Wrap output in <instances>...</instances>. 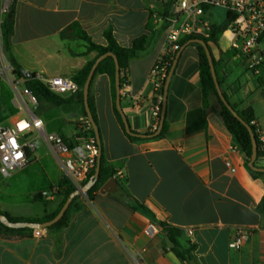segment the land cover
<instances>
[{"label": "crops", "instance_id": "0c3cea01", "mask_svg": "<svg viewBox=\"0 0 264 264\" xmlns=\"http://www.w3.org/2000/svg\"><path fill=\"white\" fill-rule=\"evenodd\" d=\"M165 1L15 0L10 51L2 47L1 58L9 62L12 57L32 74L72 78L97 57L79 33L104 46V32L110 29L119 46L130 47L135 38L158 29L159 21L163 24L160 14ZM217 11L224 17L220 24L214 21ZM207 20L209 25H224L226 13L214 8ZM186 44L169 82L168 127L162 138L130 142L113 114L108 76L98 74L92 82L104 158L115 171H121L124 191L145 212L130 208L119 197L118 185L115 193L99 190L92 199L80 194V209L66 227L38 229L39 236L34 235L35 230L30 236H0V264H135L133 255L137 253L143 264H191L172 250L182 251L188 245L194 247L191 255L196 264H264V213L256 210L264 198V175L253 176L245 168V156L225 128L217 101L213 99L203 109L197 49ZM164 47L163 30L148 54L129 62V84L120 93L121 108L132 131L146 134L153 130L151 71ZM261 48L264 55V37ZM211 52L218 62L221 91L237 110L251 107L264 134V113L256 116L254 110L255 104H264V64L253 75L222 34ZM14 104L18 111L9 121L0 119L2 124L24 115L16 101ZM48 104L42 112L47 113L46 118L36 114L45 132L71 138L75 120L83 116L82 105L54 106L58 111L50 113ZM34 150L26 176L17 178L14 171L6 177L0 173V212L13 218L52 215L62 201L61 196L33 199L40 191L56 187L65 176L62 161L44 138L36 140ZM152 219L157 226L161 223L180 231L174 237L178 246L171 241V248L163 245L159 226L157 236L145 237L143 230ZM239 232L245 233L242 245L229 249V241Z\"/></svg>", "mask_w": 264, "mask_h": 264}, {"label": "trees", "instance_id": "16d2710c", "mask_svg": "<svg viewBox=\"0 0 264 264\" xmlns=\"http://www.w3.org/2000/svg\"><path fill=\"white\" fill-rule=\"evenodd\" d=\"M14 1L12 0L11 5L9 7L8 15L9 17L5 18L1 29H2V47L3 50L7 53H9L10 48H9V40L10 36L13 32V15H14ZM177 0H166L162 4V11L160 16L163 19V24L160 26V28L153 30L150 32L149 35L143 34L137 38H135L130 47H121L117 44L115 41L112 31L110 29H107L104 32V38L106 40V44L104 46L102 45H97L94 44L86 35L85 33L81 32L78 34V37L83 39L87 43V49L92 51L97 52V57L105 54V53H110L111 56H107L103 59H101L92 76L90 79L89 83V88H88V96H87V108H88V114L92 118L94 125L97 128L98 132V140L95 137L94 131L92 129V126L90 127L89 130L83 131L79 126H76L74 128V135L71 138H65L63 136L62 139L63 141L68 144L69 146L74 143L75 140L78 139H87L89 137H93L95 139V145L97 149L101 151V156H100V164H99V170L97 173V176L94 177L95 173V168L91 170V172L88 174L86 180L83 183L84 185H88L87 190L85 191V195L87 196L88 199H92L93 194L95 192H98L101 188V186L108 180L110 179L114 174H115V169L114 167L109 164L103 154V149H102V142H101V136L100 132L98 129L97 125V117H96V112L94 108V102H93V96H92V82L98 74H106L109 78L110 82V93H111V102H112V110L113 114L123 132L125 137L132 143H140L148 139V135L153 134L157 131L160 123V117H161V109H162V104H163V92H164V84L166 77L168 73L170 72L171 68L173 67V63L177 57L178 52L182 49V46L188 42L191 39H201L203 40L207 48L209 49L211 56H212V62L214 65L215 73H216V78L218 85L220 87V81L218 78V73H217V65L218 62L214 59L212 52H211V46L212 45H217V42L223 33V31L227 28L228 26V21L226 20V23L224 25H216L211 23L209 25V31H208V36L207 37H195V36H186L180 39L179 41V49L176 50L174 53H167L161 57L160 61H156L154 66L162 67V65H165V76L161 81V85L159 89L154 91V98H153V103L155 104L156 102H159V112L155 118L152 117L151 119V126L154 127L152 131L142 134L138 133L135 131L130 130V132H126L123 124V117H126L125 114L122 111L121 108V100H122V94L120 91L126 87L129 84L128 80V72H129V62L132 59H137L140 57L145 56L146 54L149 53V51L152 49L154 46L155 42L157 41L159 35L161 32L165 29L166 27V19L172 14L174 5ZM194 46L197 49L198 53V58H199V78H200V91H201V103L203 109H206L210 106L211 101L214 99L217 101V103L220 106V111L219 115L223 121V124L227 131L234 136L235 140L241 147V150L245 156V168L249 173H251L253 176L256 175H264V172L256 171L251 169L248 166V161L251 157L252 154V143H251V137L248 129L246 128L245 124L248 125L252 132L253 135L256 139V143L258 145V136L256 133L257 126L255 124V116L254 112L251 107H248L244 110H237L236 106L234 104H231L229 102L228 96L222 92L225 100L227 101V105L235 111L238 117L234 116L233 113L228 109L226 105H224L218 96V93L216 91L214 81L210 72V67L208 63V59L205 53L204 48L199 45V44H194ZM179 56V55H178ZM96 57V58H97ZM95 58V59H96ZM95 59L89 63H87L84 67H82L80 70H78L75 75L72 77V80L78 85L79 91L76 94L69 95L62 97L60 95L54 94L50 92L42 83L39 81L35 80L34 76L31 78H26L22 74V69L19 67L14 59L10 57V64L13 67V72L14 75L18 78H23L24 79V85L27 87L36 97L37 101L45 100L48 103H51L55 106L58 107H64V106H69L74 103H80L82 105V114L84 117L88 119V114L85 110L84 107V101H83V93L82 89L83 86L89 76L91 66L93 65ZM114 59L117 61L118 64V82L119 86L118 88L116 87V69H115V62ZM178 59V58H177ZM177 62V61H176ZM176 65V64H175ZM175 66L173 67L174 71ZM173 74V72H172ZM119 97V104H117V98ZM158 97L161 98L160 101H158ZM167 120H166V109L163 117V122L160 128V132L156 137H153V139H158L162 138L166 131H167ZM145 135V136H144ZM260 155L259 151L257 150V155L256 158H258ZM255 167H259L256 165V161L254 163ZM117 183H118V195L119 197L127 203V205L130 206L133 210L140 209L141 211H144V208L136 202L135 199H133L128 193H126L123 189V183L124 181L122 178H117ZM57 192L54 196H61L62 201L56 210L55 213L49 216H43V217H33V218H13L10 215H8L5 212H0L1 215H4L6 219L10 222H27V223H32L36 225H40L44 222H47L49 220H52L61 207L63 206L65 200L69 197V195L74 192L76 189L70 184L68 178L66 176H63L58 184H57ZM79 198L80 195L75 196L63 216L53 224H51L48 227H45L46 229H62L66 227L69 223L71 215L76 212L77 210L80 209V203H79ZM34 200H45L44 197L40 194H36L33 197ZM256 210L258 213L263 214L264 213V198L261 199V201L258 203ZM152 222L157 225L156 221L152 219ZM159 227H162L161 234L163 236H167L172 243L175 244V246H178V244L175 241V236L180 234V231L166 226L162 225L161 223L158 224ZM35 229L28 228V227H21V228H9L5 226L1 221H0V236H30L32 232ZM194 249L192 245H188L185 247L182 251H179L176 249V247L172 248L174 252L177 254L178 257L181 259L190 262L191 264H196L191 255V251Z\"/></svg>", "mask_w": 264, "mask_h": 264}, {"label": "built area", "instance_id": "2783aa9c", "mask_svg": "<svg viewBox=\"0 0 264 264\" xmlns=\"http://www.w3.org/2000/svg\"><path fill=\"white\" fill-rule=\"evenodd\" d=\"M11 2L12 0H0V77L3 75L9 79L17 93L18 100L16 103L24 115L14 118L7 125L0 122V173L6 177L11 172L28 165L35 152L36 140L42 137L49 144L55 156L62 161L65 176L70 184L76 190H81L88 174L96 165L98 149L95 145V139L93 137L78 139L69 146L60 135L45 132L42 119L35 113L37 108L35 95L25 87L23 78L19 79L14 75L12 65L1 58V26L8 15ZM214 8H220L226 13L228 26L222 35L228 39L230 49L246 63L247 69L253 75H258L264 64L261 48L264 37V0H177L172 14L166 19L165 47L158 61L163 55L178 50L179 41L183 37H207L209 31L207 14ZM32 76L50 92L57 95H73L79 91L78 85L67 76H45L40 73H34ZM164 76L165 65L162 67L153 66L151 81L154 91L159 89ZM20 83L23 86L18 89L17 86ZM160 100L161 98L158 97V101ZM158 112L159 102H156L153 105L152 117L155 118ZM77 126L85 131L90 129L91 124L86 117L80 116ZM256 133L259 141L257 150L260 153L259 157L256 158V163L264 164V134L259 131L258 127ZM225 165L231 172L235 171L229 161H225ZM112 177L121 178V171H115ZM56 192L57 187H52L40 191V194L45 199H49ZM188 232L190 233V231ZM159 233L158 226L153 222L149 223L143 230V234L148 239L157 236ZM34 235L39 236L40 231L36 229ZM244 236V232L237 233L229 241L228 248L238 249L242 245ZM133 261L135 264H143L139 253L133 255Z\"/></svg>", "mask_w": 264, "mask_h": 264}, {"label": "water", "instance_id": "95a60500", "mask_svg": "<svg viewBox=\"0 0 264 264\" xmlns=\"http://www.w3.org/2000/svg\"><path fill=\"white\" fill-rule=\"evenodd\" d=\"M9 17V15H7V18ZM162 24V21H159L158 25H157V28H160ZM188 44H199L201 45L204 50H205V53H206V56H207V59H208V63H209V67H210V72H211V75H212V78H213V81H214V85H215V88H216V91L218 93V96L220 98V101L226 105L228 107V109L233 113L234 116L238 117L237 114L235 113V111H233L228 105H227V101L225 100L222 92H221V89L218 85V82H217V78H216V73H215V69H214V65H213V62H212V56H211V53L209 51V49L207 48V45L206 43L201 40V39H198V38H195V39H191L187 42L186 45ZM181 50L178 52L177 54V57L173 63V67L175 66L176 64V61H177V58H178V55L180 54ZM107 56H111L110 53H105V54H102L100 56H98L93 65L91 66V69H90V73H89V76L83 86V89H82V93H83V101H84V107H85V110L88 114V108H87V96H88V88H89V83H90V79H91V76L98 64V62L107 57ZM114 62H115V69H116V87L118 88L119 86V82H118V64H117V61L114 59ZM173 67L171 68L170 72L168 73L167 77H166V80H165V84H164V92H163V104H162V109H161V117H160V123H159V127L157 129V131L153 134H150L148 135L147 137L148 138H153V137H156L159 132H160V128H161V125H162V122H163V117H164V113H165V105H166V97H167V90H168V86H169V82H170V79H171V76H172V72H173ZM23 76L26 77V78H31L32 77V73L30 72H27V71H24L22 70L21 71ZM117 104H119V97L117 98ZM88 120L92 126V129L94 131V134H95V137L96 139L98 140V132H97V128L96 126L94 125L93 123V120L92 118L89 116L88 114ZM123 124H124V128H125V131L126 132H130V127H129V124L127 122V119L126 117H123ZM246 128L248 129L249 133H250V137H251V143H252V154H251V157L248 161V166L253 169V170H256V171H260V172H264V167H255L254 166V163L256 161V155H257V143H256V139L253 135V132L251 130V128L246 125ZM145 136V135H144ZM100 156H101V151L98 149V153H97V156H96V165H95V173H94V177L97 176V173H98V170H99V164H100ZM117 180L113 177H111L110 179H108L100 188V192H106V193H115L116 192V189H117ZM88 188V185H84L82 187L81 190H75L74 192H72L69 197L65 200L63 206L61 207V209L59 210V212L57 213V215L52 219V220H49L47 222H44L40 225H36V224H32V223H27V222H10L6 219V217L4 215H1L0 214V221L7 227L9 228H21V227H28V228H32V229H43L45 227H48L50 226L51 224H53L54 222L58 221L62 216L63 214L65 213V211L67 210V208L69 207L72 199L77 196V195H80V194H83L85 193V191L87 190ZM159 236L161 237V239L163 240V245L165 247H169L171 248L173 246V244L170 242L169 238L167 236H163L162 234H159Z\"/></svg>", "mask_w": 264, "mask_h": 264}, {"label": "rangeland", "instance_id": "374dc122", "mask_svg": "<svg viewBox=\"0 0 264 264\" xmlns=\"http://www.w3.org/2000/svg\"><path fill=\"white\" fill-rule=\"evenodd\" d=\"M217 12L219 15H217V17L214 18V21L220 24L224 21V17L221 11H217ZM4 77L6 76L2 75L0 77V100L2 101V105L0 107V119L1 121L6 122V121H9V119L18 111L17 106L14 104V101H17L18 97H17V93L15 89L11 86V84L7 82V80ZM22 86L23 84L20 83L17 87L18 89H21ZM254 95L255 94L251 96H254ZM259 97L263 98V94L259 95ZM257 100L258 99H255V101ZM45 104H48L45 100L37 101V108L35 110L36 114H39L44 118L47 117V113H42L45 109ZM48 105H50V109H49L50 113L58 111L57 108L54 107L55 105L50 104V103ZM254 110H255L256 116L262 115L264 113V104L263 103L255 104ZM78 118L79 117H77V119L75 120V124H74L75 127L78 125ZM256 165L259 167H264V164L261 162H257ZM26 166L14 171V173H16L17 178H22L28 174V170Z\"/></svg>", "mask_w": 264, "mask_h": 264}]
</instances>
